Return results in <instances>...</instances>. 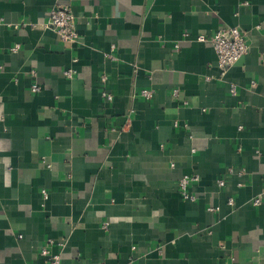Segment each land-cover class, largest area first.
Segmentation results:
<instances>
[{
  "label": "crops",
  "instance_id": "obj_1",
  "mask_svg": "<svg viewBox=\"0 0 264 264\" xmlns=\"http://www.w3.org/2000/svg\"><path fill=\"white\" fill-rule=\"evenodd\" d=\"M221 27L249 44L223 76L196 41ZM48 240L61 264H264V0H0V264Z\"/></svg>",
  "mask_w": 264,
  "mask_h": 264
},
{
  "label": "built area",
  "instance_id": "obj_2",
  "mask_svg": "<svg viewBox=\"0 0 264 264\" xmlns=\"http://www.w3.org/2000/svg\"><path fill=\"white\" fill-rule=\"evenodd\" d=\"M46 27H50L60 41L63 43L73 44L78 40V33L76 31L75 19L68 7L56 6L48 13V19L46 22ZM188 33H184L183 36L186 37ZM196 41L199 43H209L216 55L218 67L221 71V75H225L233 66H235L249 51V44L247 41V33L236 27H221L216 30V32L207 37L203 34L196 36ZM176 49L178 45L174 46ZM18 46L13 47L11 50L17 51ZM72 71H65L64 76L66 78H71ZM105 80V77H102ZM31 93H37L39 87L37 85H32L30 88ZM230 93L232 95L236 94V88L234 85L230 86ZM102 97L107 101H111L112 97L107 93H101ZM138 96L145 100H150L152 98V92L150 90L144 89L139 91ZM173 96H176V91L173 92ZM171 166H173L171 164ZM198 181L196 175H185L179 182V191L184 200H192V196L188 192V188L192 183ZM218 186H223L224 181L218 180ZM260 199L256 198L253 200L254 205H259ZM227 205L232 206L233 202L231 199L227 201ZM217 209L210 208L208 211L212 212ZM107 224H104L106 228ZM52 243L48 240L45 246L40 250V255L45 257L47 264H61L59 254L51 253L48 247ZM61 245V244H60ZM63 246V244L61 245Z\"/></svg>",
  "mask_w": 264,
  "mask_h": 264
}]
</instances>
